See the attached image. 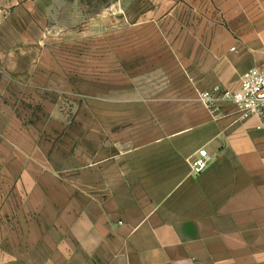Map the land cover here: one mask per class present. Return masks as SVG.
Masks as SVG:
<instances>
[{
	"label": "crops",
	"instance_id": "obj_1",
	"mask_svg": "<svg viewBox=\"0 0 264 264\" xmlns=\"http://www.w3.org/2000/svg\"><path fill=\"white\" fill-rule=\"evenodd\" d=\"M164 5L180 28L166 35L163 82L87 99L69 125L54 107L28 114L18 92L38 79L4 48L23 6H0V157L21 179L0 264H264V122L199 99L264 67V0ZM200 148L211 162L196 175Z\"/></svg>",
	"mask_w": 264,
	"mask_h": 264
},
{
	"label": "rangeland",
	"instance_id": "obj_2",
	"mask_svg": "<svg viewBox=\"0 0 264 264\" xmlns=\"http://www.w3.org/2000/svg\"><path fill=\"white\" fill-rule=\"evenodd\" d=\"M173 1L181 6L182 0ZM164 2L0 0L8 10L23 6L19 16L12 12L10 33L5 28L10 42L4 48L14 58L24 54L9 65L33 68L39 81L37 87L18 92L30 117L54 107L69 125L85 113L87 99L122 97L134 83H162L159 62H165L170 49L166 35L180 28L165 26ZM182 14L177 9L174 18L180 20ZM20 183L19 171L0 157V239L9 238L8 227L21 222L15 216Z\"/></svg>",
	"mask_w": 264,
	"mask_h": 264
},
{
	"label": "built area",
	"instance_id": "obj_3",
	"mask_svg": "<svg viewBox=\"0 0 264 264\" xmlns=\"http://www.w3.org/2000/svg\"><path fill=\"white\" fill-rule=\"evenodd\" d=\"M199 99L212 111L217 110V102L221 99L232 101L243 114L259 117L264 122V67L250 69L242 78L238 90H214L199 92ZM211 162V155L206 148H200L191 159L194 174L204 172Z\"/></svg>",
	"mask_w": 264,
	"mask_h": 264
}]
</instances>
